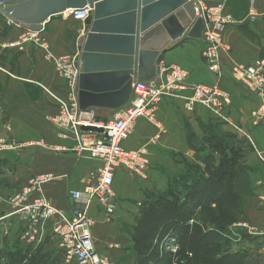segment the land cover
<instances>
[{"label": "crops", "instance_id": "obj_1", "mask_svg": "<svg viewBox=\"0 0 264 264\" xmlns=\"http://www.w3.org/2000/svg\"><path fill=\"white\" fill-rule=\"evenodd\" d=\"M195 1L223 4L225 13L234 21L222 33L229 52L221 55V79L206 68L202 40L185 36L163 56L161 73L169 66H177L188 73V84H218L231 100L225 111L228 120L246 136L201 107L186 112L183 102L173 98L158 104L156 124L138 120L123 147L147 148L145 179L116 169L109 199L111 213L96 204L87 211L94 222L91 234L95 250L114 264H140L131 232L142 206L150 201L149 196L172 195L186 176L185 164H198L200 169H189L188 185L192 186L201 174L207 178V158L211 159V172L235 173L233 190L242 222L257 228L264 226V204L259 201L264 194V119L254 125L251 117L262 101L229 75L234 64L249 66L264 61V0ZM70 21L52 17L38 33L55 57L74 58L77 54L76 42L82 35L83 23L74 27ZM24 33L0 15V141L16 147L0 151V264H68L52 231L56 218L45 223L36 241H28L24 237L28 223L22 215L14 214L10 201L29 179L51 175L41 194L69 216L74 206L69 192L82 189L92 180L100 163L80 155L72 135L53 126L51 119L59 113V105L50 94L66 100L69 87L56 76L42 49L32 43L13 46ZM113 113L94 110L101 121L111 120ZM37 142L43 145L26 146Z\"/></svg>", "mask_w": 264, "mask_h": 264}, {"label": "built area", "instance_id": "obj_2", "mask_svg": "<svg viewBox=\"0 0 264 264\" xmlns=\"http://www.w3.org/2000/svg\"><path fill=\"white\" fill-rule=\"evenodd\" d=\"M198 6L199 10L196 9V14L204 22L201 37L202 58L207 70L220 80L222 76L221 55L229 52L228 45L222 40V33L225 28L233 25L234 21L229 14L225 13L223 4L207 6L199 2ZM89 11V6H85L83 10H67L62 16L74 22L83 23ZM26 43H32L44 51V58L52 63L56 76L66 82L69 87L66 100L50 94L59 105V113L51 119L52 124L62 132L72 135L75 150L80 155L100 163L96 176L93 175L92 180L82 189L69 192L74 202L69 216L58 211L41 194L42 186L52 179L51 175H39L29 179L10 201L14 214L22 215L28 223L24 235L28 241H36L45 223L56 218L52 231L66 263L114 264L95 250L91 234L94 222L88 216L87 211L93 204H96L106 213H111L109 199L116 169H125L145 179L149 165L147 148L143 146L136 150H127L123 147V142L130 137L138 120L144 119L151 124H156L157 106L163 99L181 100L183 109L188 113H192L197 106L201 107L216 120L226 123L241 135L246 136L226 116V108L231 103L229 95L218 84L214 86L188 84V73L177 66L165 68L158 77V82L133 83L132 95L127 106L115 111L111 120L98 121L95 119L94 111L84 113L79 110L74 93L77 77L74 58L55 57L38 33L28 31H25L13 46ZM229 75L233 81L262 101L259 108L251 113V117L255 119L254 125L259 124L264 119V61H256L250 66L234 64L230 68ZM185 92L188 94L185 95ZM81 126L101 128L102 133L82 132L80 131ZM40 145L41 143H28L26 146ZM15 148L14 145L0 142V151ZM259 201L264 204V194L260 196ZM2 219L0 217V221ZM237 227L249 235L264 236V226L257 228L241 223ZM165 250L175 254L178 251L176 240H169Z\"/></svg>", "mask_w": 264, "mask_h": 264}, {"label": "water", "instance_id": "obj_3", "mask_svg": "<svg viewBox=\"0 0 264 264\" xmlns=\"http://www.w3.org/2000/svg\"><path fill=\"white\" fill-rule=\"evenodd\" d=\"M85 6L90 11L73 60L74 93L84 113L123 108L132 84L158 78L163 56L184 36L202 37L195 0H0V15L23 31L40 33L50 18ZM80 131L102 133L96 127Z\"/></svg>", "mask_w": 264, "mask_h": 264}, {"label": "trees", "instance_id": "obj_4", "mask_svg": "<svg viewBox=\"0 0 264 264\" xmlns=\"http://www.w3.org/2000/svg\"><path fill=\"white\" fill-rule=\"evenodd\" d=\"M95 119L100 120L96 115ZM204 164L207 178L204 179L203 174L196 177L193 185H188L184 200L164 195L142 206L131 232L140 264H246L238 253H224L228 244L221 229L207 225L211 219L235 221L227 219L231 215H238L242 221L241 207L235 204V173L211 172V159L208 158ZM190 168L199 169L188 165L187 177ZM188 191L192 192L188 194ZM171 239L176 240L178 246L175 254L165 250ZM202 254L208 255L202 257Z\"/></svg>", "mask_w": 264, "mask_h": 264}, {"label": "rangeland", "instance_id": "obj_5", "mask_svg": "<svg viewBox=\"0 0 264 264\" xmlns=\"http://www.w3.org/2000/svg\"><path fill=\"white\" fill-rule=\"evenodd\" d=\"M207 6H209V5H207ZM53 19L61 20V21L67 20L61 15L55 16V17H53ZM68 23L74 27L79 24V23L74 22V21H70ZM126 106H124V107H126ZM112 112H114L113 113V115H114L115 111H112ZM0 142H2V141H0ZM37 143H41V145H43L42 142H37ZM4 144H6V143H4ZM7 145H11V144H7ZM188 165L199 168L198 164H196V165L187 164V166L185 167V175L186 176L183 178V181L180 183L178 188L173 193H171L172 197L175 198L177 201L184 200L185 198L183 197V195L185 196L187 193V190H188V181H187ZM196 176H198V174ZM194 177H195V175L192 176V178H194ZM155 198H156V195H152V196L148 197L149 200H153ZM227 219L228 220L229 219H236V220L235 221L229 220L230 223L229 222L227 223L226 221H223V220L218 221L215 219H211L207 223L208 226L221 229V234L224 236V239L226 240V243L228 244V246L223 249V252L224 253H238L241 257L244 258V261L246 262V264H264V248H263L264 242H262L263 241L262 239L264 238V236H262V235L252 236V235H249L247 232L243 231L242 229L238 228L237 225L243 223L239 219L238 215L228 216ZM218 224H219V226H217ZM217 254L218 253H216L214 256H216ZM207 255L208 254H202V257H205ZM68 264H75V263L74 262H68ZM195 264H200V263H195Z\"/></svg>", "mask_w": 264, "mask_h": 264}]
</instances>
